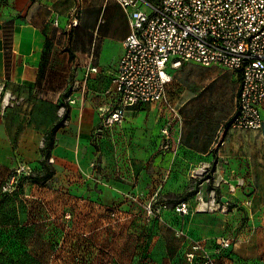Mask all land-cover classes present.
Instances as JSON below:
<instances>
[{"label":"crops","instance_id":"0c3cea01","mask_svg":"<svg viewBox=\"0 0 264 264\" xmlns=\"http://www.w3.org/2000/svg\"><path fill=\"white\" fill-rule=\"evenodd\" d=\"M78 4L82 12L72 26ZM120 11L114 0H0V264H192L185 258L192 241L213 251L221 236L230 243L214 264H264V102L258 130L230 128L235 71L184 62V78L202 90L216 88L192 110L164 118L171 138L160 155L163 187L181 191L190 176L212 183L210 195L220 189L225 197H213L217 209L142 225L139 205L127 197L138 186L134 179L103 182L101 194L94 191L85 148L91 126H78L74 111L97 110L95 129L98 108L112 102V73L130 32L128 18L116 31ZM66 95L74 101L56 133L53 176L6 194L1 183L16 164L39 168L43 132L62 113ZM62 129L65 137L57 138ZM108 248L113 256L106 260Z\"/></svg>","mask_w":264,"mask_h":264},{"label":"built area","instance_id":"2783aa9c","mask_svg":"<svg viewBox=\"0 0 264 264\" xmlns=\"http://www.w3.org/2000/svg\"><path fill=\"white\" fill-rule=\"evenodd\" d=\"M126 12L130 32L122 40L123 51L111 77L110 105L98 108L99 123L94 134L124 121L130 107L157 103L167 93L169 71L184 62L221 66L239 75L235 108L230 128L258 130L262 124L264 102V0H114ZM70 25L78 24L82 10L73 8ZM95 71L96 68L92 67ZM72 104L73 97H67ZM164 139L169 132L163 129ZM163 148L165 144L163 143ZM32 168L19 164L2 183V190H15L21 175ZM158 195V191L155 193ZM166 207L165 205H161ZM188 201L173 210L186 213ZM149 214L154 208L148 204ZM221 236L215 251L228 246ZM193 264H214L198 242L186 252Z\"/></svg>","mask_w":264,"mask_h":264},{"label":"rangeland","instance_id":"374dc122","mask_svg":"<svg viewBox=\"0 0 264 264\" xmlns=\"http://www.w3.org/2000/svg\"><path fill=\"white\" fill-rule=\"evenodd\" d=\"M117 16L119 18L116 31L120 32V30H122L127 24L128 16L123 9L120 13H117ZM183 67L184 65H181L173 70V78L170 86L171 89L166 93V96L162 101L130 107L123 122L105 127L100 136L94 134L93 131V124L97 120V110L89 108L82 111H74V119L78 126L87 124L91 126L88 131L89 143L85 148H90L92 154L89 161L90 173L88 178L94 187V191L97 192L98 195L99 193L101 194V186L99 187V184L102 185L103 182H130L129 178L134 179L133 185L138 184V186L132 192H127V197H129L132 202L134 201L139 205L142 225L155 223L163 224L166 220L170 222L174 221L171 214H177L178 212H175L172 209L174 206L173 204L183 197V193L185 195L194 188L198 190L200 189V191L198 192L197 190V192L190 197V200H188L189 208L187 212L178 214L190 215L191 211H194L193 213H198L200 210H215L218 207L214 201L217 200L220 202L225 199L219 189V185L217 186L219 191L210 195L211 192L208 190V186L209 184L213 187L215 185L207 182L203 186L202 184H198L197 186L198 178L192 176L188 178L187 185L182 187L181 191L173 193L166 190L163 187V182L160 181L162 176H159V168L161 167V160L163 159V157L160 158V155L161 152L165 153V150L167 149V147L163 148L162 146L166 141L164 139V132L162 131L165 128L168 132L170 130L169 125H166V120L164 118L170 115V113H174V111L180 112L185 110L188 112L189 109L192 110L196 103H202L204 96L216 88L214 83L209 87L206 86L203 90L201 87L193 85L192 81L183 77ZM165 99L172 104H167ZM225 101L226 103L230 102L228 99H225ZM63 103L70 104L68 103L67 98L63 99ZM58 134L59 137L57 138H64L66 135L65 129L60 130ZM170 138L171 133L169 132V139ZM19 164L30 166L32 170H34L33 174H35V170L38 169L36 166L33 167L34 165L32 164H25L22 162L16 164L15 167L19 166ZM51 164H53V162H51ZM15 167L11 169L10 172L14 170ZM38 167L40 168V165H38ZM208 168H212L213 170L212 165L208 166ZM147 178L158 181V183L149 187L148 181L144 182ZM4 180L5 178L2 183H4ZM30 182L33 181L27 179L21 182L19 190H21L26 183ZM47 182L49 181H46L45 183ZM157 191L158 195L155 194ZM148 204L154 208V214L147 213L146 210H148ZM161 205H165L166 207H162ZM116 214V211H112L113 216ZM175 233H180V230ZM219 238L216 239L215 244ZM196 242L200 243L208 254L214 256V249L211 251L209 249L210 247H206L197 240L192 241L190 250H192L193 243ZM14 245L17 247L18 243ZM111 256H113L112 250L109 248L106 249L105 259H110L112 258ZM185 258H187L186 253ZM191 263L193 264V262Z\"/></svg>","mask_w":264,"mask_h":264},{"label":"trees","instance_id":"16d2710c","mask_svg":"<svg viewBox=\"0 0 264 264\" xmlns=\"http://www.w3.org/2000/svg\"><path fill=\"white\" fill-rule=\"evenodd\" d=\"M67 98V95L64 96ZM64 109L62 111V113L57 116V118L55 119V121L49 126L47 127V129H45V131L43 132V141H42V145L40 146L39 150H40V154H41V158L38 160V164H40V168L35 170V174H33V171H31L30 175L25 176V175H21L19 177V182L17 183V186L15 188L14 191L12 192H7V191H3L6 194H14L16 191H18L20 189L21 186V182L25 181V180H32L33 182L43 185L45 184L46 181H48L54 174V165L51 164V162L49 161L51 154H52V148L54 147L55 141H56V133L58 131L59 128L63 127L69 116H70V111H71V107L68 104H62ZM230 123V121L228 122ZM200 183V181L197 182V186ZM198 189L194 188L191 189V191L187 192L185 195L183 193V197L180 198L179 200H177V202H175L173 205L175 206L178 202L181 201H188V199L194 195L197 192ZM220 253L216 252L214 250V256L216 254Z\"/></svg>","mask_w":264,"mask_h":264}]
</instances>
